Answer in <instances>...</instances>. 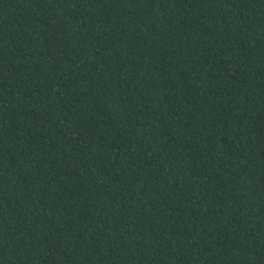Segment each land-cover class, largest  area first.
Returning <instances> with one entry per match:
<instances>
[{
  "label": "trees",
  "instance_id": "1",
  "mask_svg": "<svg viewBox=\"0 0 264 264\" xmlns=\"http://www.w3.org/2000/svg\"><path fill=\"white\" fill-rule=\"evenodd\" d=\"M0 264H264V0H0Z\"/></svg>",
  "mask_w": 264,
  "mask_h": 264
}]
</instances>
